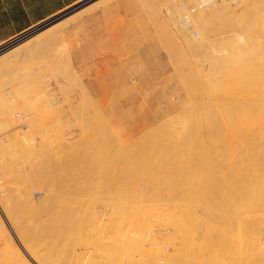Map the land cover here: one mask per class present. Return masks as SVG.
I'll return each instance as SVG.
<instances>
[{
	"label": "rangeland",
	"instance_id": "374dc122",
	"mask_svg": "<svg viewBox=\"0 0 264 264\" xmlns=\"http://www.w3.org/2000/svg\"><path fill=\"white\" fill-rule=\"evenodd\" d=\"M85 1L87 0H82L60 15L81 5ZM95 1L91 0L83 5L85 7ZM177 1L179 0H112L106 5L100 6L76 18L65 26L60 27L58 29V31L60 30L58 33H61L59 38H57L58 33L54 34V38L53 36L46 39L44 36L42 40L34 38V40L25 43V45H29V51L26 52V54H19L20 56H17V59L14 57L15 60L12 59L9 63H0V65L8 64L0 68V175L3 174L0 176V199L4 198L5 195L6 197L8 196L10 200L12 198L13 200L24 199V201L28 199L27 201L29 204L26 206L20 205L19 203L14 205L9 204L10 206H8L11 212L9 216L14 219L16 223L17 221L18 223H24L23 221L26 220L32 227L36 226L33 227L34 229H31V234L29 233V237L32 241L37 240L38 243V240H46L51 243L54 240L51 241L49 240L50 238L48 239L46 236L50 237L54 234V231H59V233L56 232L59 235H55L56 237L58 235L56 240L58 243H55V241L51 243V247L54 248V246L56 247L57 245L58 249L56 248L54 250L52 248L51 250V247L48 246L49 250H47L49 253L53 251L57 252L54 256H51V258L53 257L51 259L53 264H56V262L57 264H73L76 259H78V263L75 262L74 264H80V261L82 264H98L97 262H99V260H95L93 257V259L89 258L90 261L81 259L80 256L71 260L70 258L72 257L69 255L73 253V250L71 251L70 249L72 245H70L69 242L73 239V242H75L78 236H82L83 226L85 227L88 225L86 221L87 216L90 215V211H95L94 215H96V220L99 217V219H103L102 223L104 224L101 225L100 221V224L97 225L98 228L96 231L100 230V232L104 231L107 221L113 218L117 222L120 218L129 219V217L145 221L143 225L146 230L145 228L144 230L150 231L148 234L150 236L145 235L142 238L140 246H135V244L132 250L130 249V252L135 251L134 253H136L133 254L131 252L134 256V264H167L170 262L171 258L172 261L174 260L175 262H170L172 264H264V258L257 262V259L252 257L248 244L250 238L248 233L256 226L264 224L261 222L257 223L258 221L264 220V212H261V210L264 211V202L259 206V201L255 200L257 198L259 199L260 196L264 199V189L259 190L262 189L264 185L257 188L258 195H256L257 193L253 194L256 195L257 198L248 197V199L245 200H248V202H244L243 204L239 202L242 198H239L237 202H235V204H239L240 206L239 211L241 210L235 217H239L231 218L230 223H228L229 225L225 220L219 221L228 225L221 228V230L227 229L228 231L226 230L225 232L228 234L225 233L226 237H223L225 239H218L214 234L217 229L214 230L213 227L215 226L214 219L216 222H218V220L215 217L212 219L213 216H211V214L214 215L215 212L213 211L212 213L211 210L209 212L207 206H211L210 208L213 210V208L220 203L218 200L213 199L215 198L213 196V183H218L217 178L221 177L223 171H217L215 173L207 172L205 179L207 177L209 179L204 180V178H202L203 180L197 184L198 186L195 185L192 178L193 174H195L193 173L195 167L206 164V162V165L214 164L212 155H233L231 157H244V159L248 156L246 161V166L249 164L246 169L248 171H245V173L252 172L251 168L256 164V157L258 158L259 153L264 156V17L255 20L257 24L256 28L250 26L249 24L254 21V18L253 15L248 14L247 10V8L253 7L255 4L257 5L255 10H258V6L262 3V0H229L231 3L228 8L229 10L226 9L218 13L220 15L217 14L211 21V26L214 28V31L218 27L215 32L226 29L222 38L215 37V40H210L209 45L204 43L207 47L195 50L191 48L190 42L184 40V37L189 38V36H191L193 40L197 42L201 34L199 30L193 27L191 30H188V28L183 25L181 16L182 14L185 15L190 8L195 7L198 1L195 0L194 3L196 5H188L181 16L179 15L180 17L171 11L174 7L173 4H176ZM214 1L218 4L222 0H213L212 3H214ZM172 2L174 3L171 4ZM212 3L209 7L213 8L214 4ZM83 5L64 16L59 17L60 15H58L57 18L54 17L42 23L36 29L26 31V36L32 33H40L39 31H45V29L50 28L52 25L54 26V23L59 22L60 19L71 13L78 12V9H83ZM170 14H174L173 16L175 18ZM190 24L192 23L190 22ZM186 31L190 35L187 34ZM226 36L235 39L234 44L233 42H226V40H224ZM172 39H175V41ZM20 41L1 52L8 51L20 43ZM210 47H214L217 51L219 50V53L216 55H225L222 60H219L220 62L222 61L220 64L218 60L211 62L212 68H209V60L211 61L210 51L204 50H209ZM68 51L72 56L71 65L69 56L65 54ZM1 56L2 55H0V58H2ZM199 72H201L202 75ZM75 73L78 74L79 78ZM89 73L92 75H85ZM76 77L78 80L75 79ZM81 88L87 91L89 90L87 93L89 97L86 95L84 96L83 93L85 90ZM97 88L106 89L105 91L96 92L95 90H97ZM40 90L42 91L41 93ZM221 90H223L222 93ZM42 97L44 99H42ZM87 97L88 101L85 99ZM89 101L95 103L92 104V102H90V104H92L90 105L88 103ZM50 102L51 106L48 104ZM70 103L71 105L74 103L75 108H78L74 110L75 108L73 107L69 113L70 109L68 105H70ZM258 106L262 109L258 108ZM50 107L52 110H55V112H52ZM218 107L222 108L219 110ZM73 110L74 112H72ZM94 110L98 111L99 115H96ZM23 115L29 118L24 120L25 118ZM30 117L32 120H29L31 119ZM148 120L152 121V123L144 127V125L148 123ZM211 121L214 122L215 125L211 123ZM78 122L81 123V126H79L80 124ZM82 122L87 123L85 126H82ZM109 123H112L111 128L108 125ZM246 123H248V125L250 124L248 128L250 127L249 129L252 130L251 132L253 134L248 132V128H244L247 126ZM76 125L82 128L88 126L85 129L89 128V130L83 131L84 129L80 128V132L79 127ZM258 125L260 128H258ZM206 126L209 128H206ZM48 127L51 128V130ZM28 128H30V130H28ZM16 129H18V131ZM225 129H227V131ZM14 131L15 133H12ZM76 131L77 133H75ZM138 131L140 132L136 134ZM92 133L94 137L91 135ZM217 133L220 135H217ZM77 134L80 135L78 136ZM127 134H131L134 137V141L132 140V142L130 141L131 143L128 142L123 144L121 139L127 136ZM86 135L90 136L88 140L86 139L89 136ZM13 136L14 138H12ZM22 136H25L28 143H30V149H28L29 147L27 148L29 151L23 148L25 144L23 141L24 139L21 138ZM61 137H64V142L59 140ZM77 137L79 140L76 139ZM97 137L99 139H97ZM92 138L94 140H92ZM100 140H103L105 143ZM79 141L84 143L81 144ZM86 141L90 142L86 144ZM151 141H153V144ZM75 142H77L78 151H75L77 150V147L74 148L75 144H71ZM63 143L66 145L69 143V145L72 146L65 147ZM55 145H57V148L54 147ZM82 146L83 148H80ZM124 146L125 148H123ZM71 147L74 151L73 153L70 150ZM58 148L59 150H57ZM50 149H52V151ZM150 149L152 150L149 151ZM166 151H168V153ZM79 153L83 154V157L79 155ZM206 153L207 156H210L206 157ZM256 154L258 155L256 156ZM128 155H130V157H128ZM200 155L205 156L203 158L202 156L200 157ZM146 156L148 159H146ZM197 157H200V162H196L199 159ZM253 158H255V160ZM230 160L225 163H230L228 164L229 166L226 165L227 167L224 169L226 173H233L231 169L237 168L238 166L237 160H234L235 163L233 159ZM90 162L91 164H89ZM83 168L85 171L91 168V171H97L101 174V178L95 184H92L94 187L85 183V187L83 186V188L78 189L80 192L78 190L76 192H71L72 194L68 196L69 199L64 197L57 198L54 194L50 195L45 191L44 188L47 189L50 184L55 188L59 184L57 181L66 180V175L70 176L69 172L72 171V169L81 171ZM188 168L191 173L186 172ZM15 170L17 171L15 172ZM65 171L66 174L64 175L63 172ZM146 171H148V173ZM216 173L217 175H215ZM59 174H63V178L60 177ZM213 174L215 177L212 176ZM233 174L235 175V172ZM185 177H188L189 185L187 187L188 190L185 192L187 194L183 191ZM158 184L160 186H158ZM113 190L115 191L113 192ZM168 190L170 193L167 192ZM115 193L118 197L114 195L115 198H113V194ZM120 193H122V195H120ZM16 194L18 196H16ZM44 194L47 195L43 197ZM205 194H207V196ZM208 194H211V196H208ZM109 195H111V198ZM246 196H248V194H246L245 197ZM249 199L258 202L255 204V201H249ZM207 201L209 202L207 203ZM225 201L226 200L222 203H225ZM242 201H244V197ZM31 202L34 203L31 204ZM249 202H254L253 204L257 206L247 205ZM77 205L79 206L76 207ZM72 206L74 208H72ZM242 206H245V209ZM253 206L255 209L257 208L256 210H258V207L260 208L259 211H257L258 214L255 213L254 210H251ZM182 210H185L186 213L187 210L189 212L185 216L188 218L190 217V220L188 219V227L191 229L194 228V225L191 224L194 217L205 222L204 225H206L208 221L211 224L208 225V229V226L205 229L203 224L201 226L198 224L199 227H196L198 231L197 235H193L194 238H192V235H190L191 238L187 236L188 242L184 244H182L180 230H174L172 224L173 220H180V217L182 218V215L184 216L185 213H183ZM173 212L175 214H173ZM145 213L147 215H145ZM27 218H29V220ZM107 218L110 220H107ZM0 220L4 228L6 227V232L8 231V237L10 235L11 238L9 240L11 242L5 240L7 236H4V233L0 230V237H3L2 240L5 243L0 241V264H10L8 263L11 262V259L8 261L10 251L15 256H10V258H15H13L14 260L12 259L11 264H21L24 262L23 260L27 259L29 264H38L39 262L37 263L34 261L29 250L23 247L25 246V243H22L24 240H19L21 238L17 235L13 222L9 221V217L5 216L1 208ZM67 220L73 222H68ZM114 220L111 221L114 222ZM253 220L254 222H252ZM121 221L122 220H120V224L123 223L121 226L123 228L126 222ZM85 223L87 225H85ZM114 225L116 228L119 227L116 222ZM48 226H53L55 228L56 226L59 227H57L56 230ZM160 228L161 230H159ZM117 229L121 231V229ZM249 229H251V231ZM105 230L108 231L107 228ZM261 230L263 231L264 228H261ZM50 231L52 232L51 235L49 233ZM106 231H104V233ZM80 232H82L81 235ZM100 232L99 234L102 236L103 233ZM250 234L251 233H249V235ZM259 234H261V238L259 237V239L263 241L264 231ZM60 235L63 237H60ZM237 237L239 238L237 239ZM102 240L104 243L100 240L98 244H101L100 246L103 247L106 244L105 241H107L106 236L105 239L102 238ZM43 241H40L38 244H44ZM73 242L71 244H73ZM2 246L4 247V251L2 250ZM14 246H16V248ZM73 246H78V244L74 243ZM261 246L263 249L264 242H262ZM41 248L42 247L38 245V254L39 256H44L42 251L44 247L42 250ZM160 249L163 251L160 252ZM77 250L76 247V252L78 253L79 251ZM53 253H51V255ZM20 254H22V256ZM56 258L57 260H55ZM180 258L184 259V261L181 262L182 260L180 261ZM70 260L73 262L70 263ZM92 260L95 261L93 262ZM117 260L119 261L120 259ZM101 261L105 264L112 263V259L109 258L108 260L104 258ZM116 261L113 263H127L126 261Z\"/></svg>",
	"mask_w": 264,
	"mask_h": 264
},
{
	"label": "bare ground",
	"instance_id": "6f19581e",
	"mask_svg": "<svg viewBox=\"0 0 264 264\" xmlns=\"http://www.w3.org/2000/svg\"><path fill=\"white\" fill-rule=\"evenodd\" d=\"M95 1V0H94ZM109 0H97V1H95V2H93L92 4H89L88 6H85L84 7V5H83V9L81 8V10H79L78 9V12H76V13H71L69 16H67V18H65V19H63V20H61V21H59V22H56V23H54V26L52 25V28L50 29H45V31H39L40 33H32V34H29L26 38H24V41L23 40H21L22 42H24V43H20L21 45L20 46H16V47H12V48H14V49H10L11 51H6V52H4L5 53V55H2L1 57L2 58H0V63H9L12 59H14L15 60V58L17 57V56H20L19 54H26V52H28L29 51V45H25V43L26 42H28V41H31V40H34V38H37V39H41L42 40V38L45 36V39L46 38H48V37H50V36H53V38L55 37L54 36V34H56V33H58L59 31H58V29L60 28V27H62V26H65L66 24H68V23H70V22H72L73 20H75L76 18H78V17H80L82 14H86L87 12H89V11H93L94 9H96V8H98V7H100V6H103V5H105L107 2H108ZM176 1V0H175ZM198 1V4L196 5L194 2H195V0H179V1H177V3L176 4H173L174 2H172L171 4H173V10L171 9V11L174 13V14H176V15H178V17H180L181 16V14H182V12L187 8V6L188 5H190V4H195L196 6L194 7L195 8V10H194V12H193V14H189V16H191V18L189 19V27H188V30L190 29H192V27L193 28H196L197 30H199V32H200V34H201V36H200V38H199V40L196 42V40H193V37H191V36H189V38L188 37H184V40H186V41H188V42H190V45H191V48H193L194 50L195 49H202V48H205V47H207L204 43H207L208 45H209V43H210V40H212V39H214L215 40V37L217 38H222V36H223V34H224V32H225V30L226 29H221L222 31H219L218 30V32H215V31H217V29H218V27H217V29L214 31V28L211 26V21H212V19L218 14V13H220V12H223V11H225L226 9L227 10H229L228 8L230 7V1L229 0H222L220 3H215V1H214V3H212L213 2V0H197ZM223 1H229V2H223ZM212 4H214V6H213V8L212 7H209L210 6V4L211 3ZM209 3V4H208ZM244 3V2H243ZM170 4V5H171ZM199 4H201V5H199ZM216 5V6H215ZM256 4L255 5H253V7H250V8H247V10H248V14H251V15H253V18H254V21L253 22H251V24H249L250 26H253V27H257V24H256V21L255 20H257L258 18H260V17H264V0H262V3L261 4H259V6H258V10H255L256 9ZM210 8V9H209ZM244 9V8H243ZM245 10V9H244ZM170 11V12H171ZM171 12V13H172ZM188 12H190L189 10H188ZM188 12H186V14L188 13ZM227 13H230V12H227ZM240 13V12H239ZM173 14V15H174ZM185 14V15H186ZM170 15H172V14H170ZM172 15V16H173ZM180 15V16H179ZM218 15H220V14H218ZM174 17V16H173ZM57 18V17H56ZM175 18V17H174ZM181 20H183V18H184V14H182V16H181ZM224 19H226V18H224ZM172 21H174L173 19H171ZM219 20V19H218ZM176 21V20H175ZM262 21V20H261ZM264 21V20H263ZM190 22L192 23V24H190ZM221 22H223V21H221ZM228 22V21H227ZM216 23H218V22H216ZM171 24H173V23H171ZM219 24V23H218ZM175 25V24H174ZM191 25V26H190ZM228 25V24H227ZM224 26V25H223ZM250 26H248V27H250ZM220 27H221V25H220ZM41 28V27H40ZM166 29V28H165ZM172 30V29H171ZM173 31V30H172ZM176 32V31H175ZM186 33H187V31H186ZM41 34V35H40ZM43 34V35H42ZM61 33H58V37L57 38H59V35H60ZM187 34H189V33H187ZM166 35V34H165ZM178 35V34H177ZM190 35V34H189ZM258 35V34H257ZM39 36V37H38ZM40 36H42V37H40ZM172 36V35H171ZM62 37V36H61ZM259 37V36H258ZM176 38V37H175ZM240 38V37H239ZM51 39V38H50ZM172 40H174L175 41V39H172ZM182 41H184L183 39H181ZM224 40H226V42H229V43H231V42H233V44H234V41H235V39H233L232 37H229V36H226L225 38H224ZM185 42V41H184ZM187 42V43H188ZM215 42V41H214ZM258 42V41H257ZM216 43V42H215ZM255 43V42H254ZM19 44V43H18ZM17 44V45H18ZM30 44V43H29ZM31 45H32V43H31ZM30 45V46H31ZM187 45V44H186ZM245 45V44H244ZM256 45V44H255ZM176 46V45H175ZM188 46V45H187ZM215 47V46H214ZM214 47H210L209 48V50L208 49H204V50H207V51H210V59H211V61L209 60V68H212L211 67V62H215V61H219V60H222V58H224L225 57V55L224 56H221V55H216V54H218L219 52V50L217 51V50H215L214 49ZM235 47H238V46H235ZM243 47V46H242ZM188 49V48H187ZM182 50V49H181ZM66 51V50H65ZM227 53V52H226ZM230 53V52H229ZM66 55H68V52L67 53H65ZM183 54V53H182ZM185 54V53H184ZM221 54V53H220ZM177 55V54H176ZM186 55V54H185ZM15 57V58H14ZM17 59V58H16ZM68 59V58H67ZM182 59V58H181ZM229 59V58H228ZM178 60V59H177ZM226 60V59H225ZM178 62V61H177ZM222 62V61H221ZM220 61H219V64L221 63ZM223 62H225V61H223ZM63 63V62H62ZM214 64V63H213ZM216 64H218V63H216ZM6 65H8V64H6ZM6 65H3V64H1L0 65V68H1V66L2 67H4V66H6ZM11 66V65H10ZM178 67H180V66H178ZM59 68V67H58ZM69 69H71V68H69ZM197 69H199V68H197ZM212 70V69H211ZM201 71V70H200ZM210 71V70H209ZM223 71V70H222ZM203 72H205V71H203ZM257 72H258V69H257ZM199 73H201V72H199ZM222 73V72H221ZM254 73V72H253ZM73 74V73H72ZM214 74H216V73H214ZM201 75H202V73H201ZM204 75V74H203ZM204 76H206V75H204ZM214 76V75H213ZM186 77H189V76H186ZM211 77V76H210ZM74 78V77H73ZM203 78V77H202ZM76 80H78V78L76 77L75 78ZM191 86V85H190ZM83 87V86H82ZM82 89V88H81ZM82 90H85V89H82ZM222 91L223 90H221V93H222ZM259 91V90H258ZM42 91L40 90V93H41ZM29 93V92H28ZM86 91L83 93L84 94V96L86 95V96H88L89 97V95L86 93ZM187 93H190V92H187ZM220 93V92H219ZM48 94V93H47ZM51 94V93H50ZM253 94H255V93H253ZM252 94V95H253ZM264 94V93H263ZM31 95V94H30ZM79 95V94H78ZM189 95V94H188ZM195 95V94H194ZM251 95V94H250ZM40 96H43V95H40ZM81 96V95H80ZM217 96V95H216ZM224 96H225V94H224ZM260 96V95H259ZM43 97H45V96H43ZM42 97V99H44ZM88 97L87 98H85L87 101H88ZM192 97H194V96H192ZM191 97V98H192ZM222 97H223V95H222ZM38 98V97H37ZM41 98V97H40ZM46 98V97H45ZM195 98V97H194ZM262 98V97H261ZM42 99H39V100H42ZM55 99V98H54ZM253 99H255V98H253ZM35 100H37V99H35ZM39 100H38V102H39ZM46 100V99H45ZM56 100V99H55ZM67 100V99H66ZM262 100V99H261ZM49 101V100H48ZM52 101H54V100H52ZM193 101V100H192ZM34 102V101H33ZM37 102V103H38ZM58 102V101H57ZM67 102V101H66ZM90 102H92V101H89L88 103L90 104ZM194 102V101H193ZM208 102V101H207ZM228 102V101H227ZM54 103V102H53ZM68 103V102H67ZM205 103V102H204ZM217 103V102H216ZM48 104H50L49 106H51V102L50 103H48ZM69 104V103H68ZM93 104V103H92ZM92 104H90V105H92ZM213 104V103H212ZM211 104V105H212ZM262 104V103H261ZM63 105V104H62ZM75 104L74 103H72V105H71V103H70V105H68L69 106V109H70V111H69V113L71 112V110H72V108L74 107L75 108V106H74ZM78 105H79V103H78ZM68 106H66V107H68ZM71 106V107H70ZM86 106V105H85ZM215 106V105H214ZM259 106H260V104H259ZM258 106V108H261V107H259ZM251 107V106H250ZM49 108V107H48ZM78 108V107H77ZM77 108H75L74 110H76ZM219 108V110H220V108H222V107H218ZM50 109H51V107H50ZM49 109V110H50ZM212 109V108H211ZM262 109V108H261ZM43 110H45V109H43ZM67 110V109H66ZM66 110H63V111H66ZM74 110L72 111V112H74ZM207 110V109H206ZM51 111L53 112H55V110H52L51 109ZM63 111H61V112H63ZM79 111V110H78ZM249 111V110H248ZM257 111V110H256ZM92 112V111H91ZM97 112V113H96ZM206 112H208V111H206ZM221 112H223V111H221ZM68 113V114H69ZM79 113V112H78ZM94 113L96 114V115H99L98 113V111H95L94 110ZM248 113V112H247ZM260 113V112H259ZM51 114V113H50ZM199 114V113H198ZM251 114V113H250ZM264 114V113H263ZM66 115V114H65ZM72 115V114H71ZM75 115V114H74ZM91 115V114H90ZM188 115V114H187ZM204 115V114H203ZM208 115V114H207ZM229 115V114H228ZM232 115V114H231ZM253 115H255V114H253ZM49 116V115H48ZM62 116V115H61ZM60 116V117H61ZM176 116V115H175ZM190 116V115H189ZM198 116V115H197ZM23 117L25 118L24 120H27L28 118H26L27 116H25V115H23ZM47 117V116H46ZM45 117V118H46ZM64 117V116H63ZM179 117V116H178ZM31 118V117H30ZM78 118V117H77ZM81 118V117H80ZM88 118V117H87ZM93 118V117H92ZM91 118V119H92ZM97 118H98V116H97ZM213 118V117H212ZM57 119V118H56ZM63 119V118H62ZM100 119V118H99ZM29 120H32V118L31 119H29ZM59 120V119H58ZM85 120V119H84ZM256 120H258V119H256ZM255 120V121H256ZM227 121H229V120H227ZM240 121V120H239ZM13 122V121H12ZM88 122V121H87ZM86 122V123H87ZM102 122V121H101ZM221 122H223V121H221ZM220 122V123H221ZM247 122V121H246ZM5 123V122H4ZM79 123V122H78ZM83 123V122H82ZM86 123H83L82 124V126L84 125L85 126V124ZM93 123V122H92ZM96 123H98V122H96ZM168 123V122H167ZM197 123V122H196ZM211 123H213L214 125H215V123L214 122H212L211 121ZM227 123V122H226ZM256 123H258V122H256ZM262 123V122H261ZM13 124H14V122H13ZM12 124V125H13ZM29 124V123H28ZM33 124V123H32ZM53 124H55V123H53ZM80 125L79 126H81V123H79ZM171 124V123H170ZM206 124H208V123H206ZM11 125V126H12ZM30 125V124H29ZM46 125H47V123H46ZM179 125V124H178ZM209 125V124H208ZM228 125V124H227ZM243 125H244V123H243ZM242 125V126H243ZM246 127H244V128H248V126L250 125H248V123H246ZM263 125V124H262ZM4 126H6V125H4ZM31 126V125H30ZM30 126H27V127H30ZM48 126V125H47ZM46 126V127H47ZM52 126V125H51ZM76 126H78V125H76ZM78 126V127H79ZM174 126H176V125H174ZM210 126H212V125H210ZM226 126V125H225ZM259 126V125H258ZM7 127V126H6ZM15 127V126H14ZM53 127V126H52ZM88 126H86V127H79V130H80V128H82V129H84L83 131H87V130H89V128L88 129H85V128H87ZM183 127H185V126H183ZM182 127V128H183ZM200 127V126H199ZM213 127H215V126H213ZM224 127V126H223ZM36 128H38V127H36ZM45 128V127H44ZM49 128V127H48ZM47 128V129H48ZM163 128H165V127H163ZM169 128V127H168ZM206 128H209L208 126H206ZM205 128V129H206ZM250 128V127H249ZM248 128V132H251L252 130H250ZM258 128H260V126L258 127ZM257 128V129H258ZM46 129V131L48 132V130ZM50 130H51V128H49ZM91 129V128H90ZM183 129H185V128H183ZM215 129V128H214ZM13 130H15V129H13ZM17 131H18V129H16ZM28 130H30V128H28ZM181 130V129H180ZM226 131H227V129H225ZM244 130V129H243ZM255 130V129H254ZM16 131V132H17ZM162 131V130H161ZM160 131V132H161ZM173 131V130H172ZM191 131V130H190ZM214 131V130H213ZM216 131H218V130H216ZM221 131V130H220ZM257 131V130H256ZM255 131V132H256ZM259 131V130H258ZM79 132V131H78ZM80 132H81V130H80ZM79 132V133H80ZM163 132V131H162ZM170 132H171V130H170ZM176 132V131H175ZM183 132V131H182ZM245 132H246V130H245ZM12 133H15V131L14 132H12ZM46 133V132H45ZM63 133V132H62ZM61 133V134H62ZM75 133H77V131L75 132ZM85 133V132H84ZM95 133V132H94ZM165 133V132H164ZM180 133V132H179ZM191 133H193V132H191ZM228 133V132H227ZM252 133V132H251ZM250 133V134H251ZM110 134H111V132H110ZM163 134V133H162ZM219 133H217V135H218ZM246 134V133H245ZM253 134V133H252ZM10 135V134H9ZM14 135V134H13ZM46 135V134H45ZM48 135V134H47ZM78 136L80 135V134H77ZM85 135V134H84ZM93 137H94V135H93V133L91 134ZM220 135V134H219ZM222 135H224V134H222ZM260 135H262V134H260ZM35 136V135H34ZM57 136V135H56ZM75 136H76V134H75ZM83 136V135H82ZM82 136H80V137H82ZM86 136H89V135H86ZM181 136V135H180ZM194 136V135H193ZM259 136V135H258ZM8 137V136H7ZM10 137V136H9ZM16 137V136H15ZM43 137V136H42ZM49 137V136H48ZM66 137H68V136H66ZM84 137V136H83ZM110 137H112V136H110ZM192 137V136H191ZM201 137V136H200ZM224 137V136H223ZM223 137H221V138H223ZM229 137H230V135H229ZM246 137V136H245ZM12 138H14V136L12 137ZM22 139H24L23 141H24V146H23V148H25L27 151H29L28 149H30V143H28V141L26 140V138H25V136L23 137H21ZM44 138V137H43ZM56 138V137H55ZM64 138V137H63ZM63 138L61 137V139H59V140H62V142H64L63 141ZM75 138V137H74ZM90 138V136L86 139V140H88ZM96 138V137H95ZM173 138H175V137H173ZM172 138V139H173ZM246 138H249V137H246ZM45 139V138H44ZM49 139V138H48ZM66 139V138H65ZM77 140H79L78 139V137L76 138ZM97 139H99L98 137H97ZM102 139V138H101ZM109 139V138H108ZM177 139H178V137H177ZM256 139V138H255ZM43 140V139H42ZM59 140H58V142H59ZM67 140V139H66ZM81 140V139H80ZM92 140H94L93 138H92ZM193 140V139H192ZM192 140H191V143H192ZM261 140H262V138H261ZM44 141V140H43ZM75 141V140H74ZM83 141V140H82ZM100 141H102L103 143H105L103 140H100ZM113 141V140H112ZM134 141V140H133ZM245 141V140H244ZM49 142V141H48ZM51 142V141H50ZM54 142V141H53ZM66 142V141H65ZM69 142V141H68ZM80 142V141H79ZM87 143L86 144H88L89 142L88 141H86ZM92 142H95V141H92ZM132 142V141H131ZM130 142V143H131ZM147 142V141H146ZM152 142V144H153V141H151ZM181 142V141H180ZM187 142V141H186ZM199 142V141H198ZM213 142V141H212ZM256 142H259V141H256ZM36 143V142H35ZM39 143V142H38ZM44 143H46V142H44ZM81 144H83L82 142H80ZM129 143V144H130ZM148 143V142H147ZM214 143V142H213ZM250 143V142H249ZM253 143H255V142H253ZM54 144V143H53ZM52 144V145H53ZM71 144H75L74 145V148H76L77 147V142H75V143H71ZM94 144V143H93ZM100 144V143H99ZM118 144V143H117ZM199 144V143H198ZM33 145H34V143H33ZM32 145V146H33ZM35 145H37V144H35ZM61 145V144H60ZM63 145H65V147H67V146H72V145H69V143H67V145L66 144H64L63 143ZM62 145V146H63ZM100 145H103V146H105L104 144H100ZM150 145V144H149ZM168 145V144H167ZM166 145V146H167ZM78 146H81V145H78ZM92 146V145H91ZM94 146V145H93ZM96 146V145H95ZM102 146V147H103ZM116 146H118V145H116ZM190 146V145H189ZM29 147V148H28ZM42 147V146H41ZM54 147H56L57 148V145H55ZM99 147H101V146H99ZM126 147H127V145H126ZM181 147V146H180ZM249 147V146H248ZM259 147V146H258ZM28 148V149H27ZM31 148H33V147H31ZM49 148H51V147H49ZM70 148V147H69ZM80 148H83V146L82 147H80ZM88 148V147H87ZM86 148V149H87ZM116 148H118V147H116ZM122 148V147H121ZM123 148H125V146L123 147ZM128 148H130V147H128ZM132 148V147H131ZM166 148H168V147H166ZM22 149V148H21ZM61 149H64V148H61ZM77 150H75V151H78V147L76 148ZM88 149H90V148H88ZM87 149V150H88ZM96 149H98V148H96ZM133 149V148H132ZM160 149V148H159ZM187 149V148H186ZM222 149V148H221ZM25 150V151H26ZM36 150V149H35ZM34 150V151H35ZM51 151H52V149H50ZM56 150V149H55ZM57 150H59V148L57 149ZM56 150V151H57ZM67 150H69V149H67ZM71 151H72V153L74 152L73 150H72V147H71V149H70ZM84 150V149H83ZM83 150H81V151H83ZM99 150V149H98ZM127 150V149H126ZM152 149H150L149 151H151ZM161 150V149H160ZM166 150V149H165ZM215 150V149H214ZM238 150V149H237ZM247 150V149H246ZM39 151V150H38ZM53 151H54V149H53ZM55 151V152H56ZM97 151V150H96ZM127 151H130V150H127ZM144 151V150H143ZM216 151V150H215ZM227 151V150H226ZM49 152V151H48ZM47 152V153H48ZM59 152H62V151H59ZM69 152V151H68ZM84 152V151H83ZM85 152H87V151H85ZM97 152H99V151H97ZM116 152V151H115ZM167 153H168V151H166ZM212 152H214V151H212ZM217 152V151H216ZM234 152V151H233ZM243 152V151H242ZM53 153V152H52ZM71 153V154H72ZM82 153V152H81ZM96 153V152H95ZM106 153V152H105ZM128 153V152H127ZM157 153V152H156ZM231 153V152H230ZM26 154V153H25ZM76 154V153H75ZM88 154V153H87ZM104 154V153H103ZM110 154V153H109ZM119 154V153H118ZM246 154H249V153H246ZM264 154V153H263ZM8 155H10V154H8ZM51 155V154H50ZM53 155H55V154H53ZM78 155V154H77ZM79 155H82V157H83V154H80L79 153ZM78 155V156H79ZM146 155H148V154H146ZM159 155V154H158ZM178 155H180V154H178ZM212 155V154H211ZM258 154H256V156H257ZM15 156V155H14ZM67 156V155H66ZM65 156V157H66ZM77 156V157H78ZM89 156H91V155H89ZM88 156V157H89ZM144 156V155H143ZM163 156V155H162ZM181 156V155H180ZM203 157L204 158V156L205 155H200V157ZM208 156H210V155H208ZM207 156V153H206V157H208ZM231 156H233V155H230V156H223V155H218V156H213L212 155V158H213V161H214V164L212 163V164H208V165H206L207 164V162H206V164H201V163H198V164H201L200 166H198V167H195L194 168V171H193V173H195V174H193V176H192V178H193V182H195V185H197L199 182H201L203 179L202 178H204V180H208L209 178L207 177L206 179H205V177L207 176V172L209 173V172H211V173H215V172H222L223 171V173H222V175H221V177H216L217 178V182L218 183H213L214 184V193H213V196L215 197V198H213V199H216V200H218L220 203H219V205L218 206H215L214 208H213V210H212V208H210V207H208L207 206V208L209 209V212H210V210L212 211V213H213V211L215 212V214L214 215H212L211 214V216H213L212 217V219L215 217L217 220H218V222H216V220L214 219V221H215V226H213L214 227V230L215 229H217L216 231H215V233H214V231H213V233L215 234V237L217 236L218 237V239H225V238H223L224 236L226 237V234H228L227 232H225L226 230H221V228H224V227H226V226H228L229 224L228 223H230V219L231 218H234L235 216H236V214L237 213H240L241 212V210L239 211V209H240V206H239V204H235V202H237V200L239 199V198H242V200H243V197H244V201H240L239 200V202H242V204L245 202H248V200L247 201H245L246 199H248V197L250 198H257V196L256 195H258V191H257V188L259 187H261V186H263L264 185V156L263 155H260V153H259V155H258V158L256 157V164L254 165V167L253 168H251V170H252V172H246L245 173V171H248V170H246L247 169V166L249 165H247L246 166V161H247V157H246V159H244V157H237V156H234V157H231ZM242 156V155H241ZM250 156H252V155H250ZM255 156V155H254ZM91 157H93V156H91ZM128 157H130V155H128ZM200 157H197V158H199L196 162H200L199 160H200ZM253 157V156H252ZM74 158V157H73ZM72 158V159H73ZM190 158V157H189ZM211 158V159H212ZM76 159V158H75ZM79 159H81V158H79ZM83 159V158H82ZM126 159H127V157H126ZM146 159H148V157L146 156ZM146 159H145V161H146ZM207 159V158H206ZM210 159V160H211ZM232 160L233 159V161L234 160H237V162H238V166H237V168H234V169H231L232 171H233V173L235 172V175L232 173V172H229V173H226V172H224V169H225V167H227L226 165H228V164H230V163H227V164H225L226 162H228L229 160ZM254 160H255V158H253ZM51 160H53V159H51ZM69 160H70V158H69ZM89 160H90V158H89ZM181 160H183V159H181ZM230 160V161H231ZM250 160H252V159H250ZM45 161V160H44ZM82 161V160H81ZM104 161V160H103ZM109 161H112V160H109ZM178 161V160H177ZM194 161V162H195ZM206 161V160H205ZM208 161V160H207ZM59 162V161H58ZM57 162V163H58ZM85 162H87V161H85ZM133 162H134V160H133ZM183 162V161H182ZM212 162V161H211ZM251 162H253V161H251ZM93 163V162H92ZM208 163H210V162H208ZM234 163H235V161H234ZM249 163V162H248ZM8 164H10V163H8ZM89 164H91V162L89 163ZM63 165V164H62ZM75 165H77V164H75ZM94 165V164H93ZM134 165V164H133ZM192 165H194V164H192ZM205 165V166H204ZM210 165V166H209ZM11 166V165H10ZM116 166H119V165H116ZM185 166V165H184ZM201 166H203V167H201ZM229 166V165H228ZM17 167V166H16ZM71 167H73V166H71ZM70 167V168H71ZM78 167H80V166H78ZM192 167H194V166H192ZM232 167V166H231ZM54 168H56V167H54ZM74 168V167H73ZM137 168V167H136ZM17 169V168H16ZM23 169V168H22ZM24 169H27V168H24ZM113 169H114V167H113ZM154 169V168H153ZM171 169V168H170ZM4 170V169H3ZM20 170V169H19ZM64 170V169H63ZM103 170V169H102ZM106 170V169H105ZM147 170V169H146ZM17 170H15V172H16ZM45 171V170H44ZM148 171H150V170H148ZM148 171H146L147 173H148ZM227 171V170H226ZM229 171V170H228ZM28 172V171H27ZM137 172V171H136ZM186 172H190L189 171V168H188V171H186ZM25 173V172H24ZM64 173V175L66 174V171L65 172H63ZM70 173V176L68 175H66V177H67V179L66 180H64V181H57L59 184H58V186H56L55 188H53L52 186H51V184H50V186H48L47 187V189L46 188H44L45 189V191H47L50 195H52V194H54L57 198H61V197H64V198H68V196L70 195V194H72L71 192H76L78 189H80V188H83V186L85 187L86 185H85V183H87L88 185H92V184H95L100 178H101V174H99L97 171H91V168H89L88 169V171L86 170H84V168L80 171V170H78V169H72V171H70L69 172ZM191 173V172H190ZM20 174V173H19ZM68 174V173H67ZM180 174H182V173H180ZM186 174V173H185ZM187 174H189V173H187ZM221 174V173H220ZM1 175H3V174H1ZM0 175V176H1ZM12 175H14V174H12ZM18 175V174H17ZM23 175V174H22ZM60 175V177H62V176H64L63 174L61 175V174H59ZM133 175H134V173H133ZM137 175V174H136ZM174 175H176V174H174ZM215 175H217V173L215 174ZM4 176H5V174H4ZM148 176H149V174H148ZM180 176H182V175H180ZM183 176H185V175H183ZM188 176V175H187ZM212 176H214V174L212 175ZM212 176H210V177H212ZM134 177V176H133ZM157 177V176H156ZM215 177V176H214ZM11 178V177H10ZM16 178V177H15ZM63 178V177H62ZM155 178V177H154ZM166 178V177H165ZM169 178V177H168ZM213 178V177H212ZM211 178V179H212ZM36 179V178H35ZM61 179V178H60ZM158 179V178H157ZM167 179V178H166ZM114 180V179H113ZM154 180V179H153ZM47 181V180H46ZM117 181V180H116ZM115 181V182H116ZM160 181V180H159ZM210 181V180H209ZM215 181V180H214ZM213 181V182H214ZM134 182V181H133ZM205 182V181H204ZM208 182V181H207ZM182 183V182H181ZM135 184V183H134ZM212 184V185H213ZM8 185H10V184H8ZM172 185V184H171ZM194 185V184H193ZM205 185V184H204ZM1 186V185H0ZM93 186V185H92ZM158 186H160L159 184H158ZM189 185H188V177H185V179H184V182H183V191H184V193L188 190V187ZM198 186V185H197ZM199 186H200V184H199ZM94 187V186H93ZM92 187V188H93ZM212 187V186H211ZM210 187V188H211ZM91 188V189H92ZM134 188V187H133ZM159 188V187H158ZM197 188V187H196ZM85 189V188H84ZM147 189V188H146ZM198 189V188H197ZM201 189V188H200ZM264 189V186H263V188L262 189H259V190H263ZM25 190V189H24ZM196 190V189H195ZM203 190V189H202ZM208 190V189H207ZM79 191V190H78ZM115 190H113V192H114ZM159 191V190H158ZM209 191V190H208ZM255 191H257V192H255ZM264 191V190H263ZM80 192V191H79ZM167 192H169V190L167 191ZM195 192V191H194ZM203 192V191H202ZM210 192V191H209ZM4 193H6V192H4ZM86 193V192H85ZM170 193V192H169ZM191 193H193V192H191ZM200 193V192H199ZM254 193H257L256 195H253ZM261 193V192H260ZM109 194H112V193H109ZM185 194H187V193H185ZM246 194H248V196H246L245 197V195ZM4 195V194H3ZM45 195H47V194H44L43 195V197L45 196ZM102 195V194H101ZM114 195H116V193L115 194H113V198H115L114 197ZM120 195H122V193H120ZM184 195V194H183ZM195 195V194H194ZM206 196H207V194H205ZM262 195V194H261ZM16 196H18L17 194H16ZM111 195H109V197H110ZM208 196H211V194L209 195L208 194ZM29 197V196H28ZM116 197H118L117 195H116ZM185 197V196H184ZM191 197V196H190ZM189 197V198H190ZM193 197V196H192ZM26 198V197H25ZM30 198V197H29ZM77 198V197H76ZM87 198V197H86ZM106 198V197H105ZM111 198V197H110ZM165 198V197H164ZM211 198V197H210ZM209 198V199H210ZM2 199H5V200H2ZM56 199V198H55ZM54 199V200H55ZM69 199V198H68ZM127 199H129V198H127ZM156 199V198H155ZM192 199V198H191ZM198 199H200V198H198ZM229 199V200H228ZM28 200V199H27ZM26 200V201H27ZM81 200V199H80ZM114 200V199H113ZM121 200V199H120ZM122 200H123V198H122ZM184 200H186V199H184ZM192 200H194V199H192ZM196 200V199H195ZM207 200V199H206ZM224 200H226L225 201V203H222ZM253 199H249V201H252ZM255 200H258L259 201V203L258 204H260L259 206H261V203H263L264 202V199H262L261 198V196H260V198L258 199H255ZM255 200H253V201H255ZM26 201H24V199L23 200H18V199H14L13 200V198L10 200V198L7 196L6 197V195L4 196V198H1L0 199V208H1V210L2 211H4V213H5V216H7V217H9V221H11V222H13V224H14V226H15V229H16V233H17V235L19 236V238H21V239H19V240H24L22 243H25L24 245L25 246H23V247H26V249H28L29 250V252L31 253V255H32V258H34V261L35 262H39L38 264H53V261L51 260L52 258H51V256H54L57 252H47V250H49L48 249V246H52V244L51 243H53L54 241H55V243H58L56 240H57V237H58V233H59V231L56 229L57 227H59V226H56V228L55 227H53V226H48V227H51V228H53V229H56L57 231H54L53 233V235H51L52 234V232L50 231L49 233H50V237H48V236H46V238H50L49 240H54V241H52L51 243L49 242V241H43V240H38V243L40 242V241H43L44 242V244H43V246H42V244H38L37 243V240H35V241H32L31 239H30V235H29V233L31 232V229H34L33 227H36V226H33L32 227V225L30 224V223H28V222H26V220L25 221H23L24 223H18V221H17V223H16V221H14V219H12L9 215V213H11L10 212V209H9V204H11V205H14V204H20V205H23V206H26L27 204H29V202L27 203ZM78 201V200H77ZM94 201V200H93ZM108 201V200H107ZM107 201H105V202H107ZM218 201H216V202H218ZM258 201H255V204L258 202ZM125 202V201H124ZM195 202V201H194ZM209 201H207V203H208ZM211 202V201H210ZM34 202H31V204H33ZM43 203V202H42ZM55 203H56V201H55ZM69 203V202H68ZM71 203V202H70ZM115 203V202H114ZM188 203V202H187ZM252 203V204H251ZM254 202H249V204H247V205H254L253 204ZM9 205V206H8ZM42 205V204H41ZM93 205V204H92ZM126 205V204H125ZM147 205V204H146ZM179 205V204H178ZM185 205V204H184ZM197 205V204H196ZM211 205H213V204H211ZM216 205V204H215ZM33 206V205H32ZM74 206V205H73ZM72 206V208H74ZM79 205H77L76 207H78ZM122 206V205H121ZM176 206V205H175ZM198 206H199V204H198ZM214 206V205H213ZM212 206V207H213ZM254 206H257V205H254ZM254 206L252 207V208H254ZM263 206V205H262ZM93 207H94V205H93ZM101 207V206H100ZM243 208L245 207V206H242ZM72 208H70V209H72ZM97 208V207H96ZM115 208V207H114ZM251 208V210L253 211L254 210V212L255 213H257L258 214V212L257 211H259V207H258V210H256L255 208L254 209H252ZM264 208V207H263ZM21 209V208H20ZM43 209V208H42ZM98 209V208H97ZM143 209V208H142ZM245 209V208H244ZM262 209V208H261ZM12 210V209H11ZM45 210V209H44ZM111 210V209H110ZM256 210V211H255ZM33 211V210H32ZM35 211V210H34ZM52 211V210H51ZM63 211H65V210H63ZM67 211V210H66ZM99 211V210H98ZM183 211V210H182ZM237 211V212H236ZM53 212V211H52ZM57 212V211H56ZM112 212V211H111ZM179 212V211H178ZM208 212V213H209ZM236 212V213H235ZM261 212H264V211H262L261 210ZM94 213H95V211H90V215L89 216H87V221H86V223L88 224H86L85 223V225H87V226H83V234H82V232H80V235L82 234V236H78V238H76L75 239V242H73L74 241V239L71 241L70 240V245H72V246H70L69 248L71 249V251L73 250V253L72 254H69L70 255V257H72V258H70L71 260H73V258L74 259H76V258H78V256H80L81 257V259H86V260H89L90 261V259L89 258H94L95 260L96 259H98L99 260V262H97L98 264L99 263H103V261H101L102 259H104V258H107V260H108V258L109 259H112V263L111 262H109V263H111V264H114L113 262L114 261H116L117 259H120L119 261L120 262H123V261H126L127 263L126 264H134L133 263V258H134V256H133V254H136V253H134L135 251H131L130 252V249L132 250V248H133V246L135 245V246H140V244L142 243V238L145 236V235H148L149 233H150V231H145L146 230V228L144 227V225L143 224H145L144 222V220H142V219H134V218H130L129 217V219H125V218H123V219H121L120 218V220H122L121 222H126L125 224L126 225H123V228L121 227L122 226V224H120V220L118 221L119 222V224H118V222L117 221H115L114 220V218L113 219H111V217H110V219L111 220H114V222L113 221H111L110 219H108L107 218V220H110V221H107V223H110V224H105L106 226L104 227L105 229L107 228V230L108 231H106L105 229H104V231H106L105 233H104V231L103 232H100V230H98L100 233H103L102 234V236H101V234H99V232L98 231H96L97 230V225L98 224H100V221H101V225L102 224H104V223H102L103 221V219H99V218H97V220L95 219V217H96V215H94ZM127 213V212H126ZM140 213V212H139ZM138 213V214H139ZM151 213V212H150ZM171 213V212H170ZM183 213H185L184 214V216L182 215V218L180 217V220H173L172 221V224H173V229L174 230H176V229H178V230H180V237H182V244H184L185 242H188L187 241V236H190V235H197V233H198V231H197V229H196V227H199L198 226V224L201 226L202 224L204 225L205 224V222H203L202 220H199L198 218H196V217H194V220H192V223L191 224H193L194 225V228L193 229H191V228H189L188 227V225H189V218L187 217V216H185L187 213H189L188 212V210H187V213H186V211L184 210L183 211ZM252 213V212H251ZM53 214H54V212H53ZM56 214H59V213H56ZM79 214V213H78ZM111 214V213H110ZM125 214V213H124ZM173 214H175L174 212H173ZM176 214H177V212H176ZM261 214V213H260ZM21 215V214H20ZM67 215V214H66ZM66 215H64V216H66ZM145 215H147L146 213H145ZM195 215V214H194ZM202 215V214H201ZM205 215V214H204ZM239 215V214H238ZM248 215V214H247ZM101 216V215H100ZM120 216V215H119ZM171 216V215H170ZM172 216H174V215H172ZM193 216V215H192ZM196 216V215H195ZM210 216V215H209ZM242 216V215H241ZM146 217V216H145ZM151 217V216H150ZM237 217H239V216H237ZM237 217H235V218H237ZM257 217V216H256ZM25 218V217H24ZM59 218V217H58ZM86 218V217H85ZM127 218V217H126ZM139 218V217H138ZM142 218V217H141ZM144 218V217H143ZM160 218V217H159ZM159 218H158V220H159ZM201 218V217H200ZM28 220H29V218H27ZM53 219V218H52ZM80 219H81V217H80ZM154 219V218H153ZM189 219V220H188ZM259 219V218H258ZM261 219V218H260ZM155 220V219H154ZM204 220V219H203ZM206 220V219H205ZM226 221L227 222V224L226 223H224V222H219V221ZM62 221V220H61ZM68 221V220H67ZM104 221H106V220H104ZM208 221V220H207ZM211 221V220H210ZM213 221V222H214ZM234 221V220H233ZM255 221H257V220H255ZM36 222V221H35ZM44 222V221H43ZM53 222V221H52ZM68 222H73V221H68ZM113 222V223H112ZM115 222L117 223V225L119 226V227H117V228H119V229H121V231L120 230H118L117 228H116V226L114 225L115 224ZM195 222V223H194ZM237 222V221H236ZM252 222H254V220L252 221ZM264 223V220H262V221H258L257 223ZM49 223V222H48ZM148 223V222H147ZM36 224H38V223H36ZM43 224V223H42ZM57 224H59V223H57ZM162 224V223H161ZM241 224V223H240ZM49 225V224H48ZM63 225V224H62ZM100 225V226H101ZM113 225H114V227H113ZM208 225H211L210 224V222L208 221V223L206 222V225H204L205 226V229H206V227L208 226ZM242 225V224H241ZM259 225V224H258ZM264 224H261V225H259V226H256L252 231H251V229H249L251 232H249V233H251L250 235H249V233H248V236L250 237L249 238V241H248V244H249V247H250V252H251V255H252V257L253 258H255V259H257V262H259L258 260H260V259H262V258H264V248L262 249V242H264V240L262 241L261 239H259V237L261 236V234H259V233H262L263 231L261 230V228L263 229L264 228V226H263ZM38 226V225H37ZM64 226V225H63ZM66 226V225H65ZM124 226H125V228H124ZM81 227V226H80ZM102 227V226H101ZM100 227V228H101ZM162 227V226H161ZM164 227V226H163ZM180 227H181V229H180ZM252 227V226H251ZM260 227V228H259ZM99 228V229H100ZM103 228V227H102ZM144 228H145V230H144ZM209 228V226L207 227V229ZM250 228V227H249ZM259 228V229H258ZM6 227L4 228V225L2 224V222H1V220H0V230L4 233L3 235L4 236H7V238L5 237V240H10L11 238H10V235H9V237H8V235H7V232H6ZM78 229H79V227H78ZM151 229V228H150ZM162 229H164V228H162ZM257 229H258V231H257ZM82 230V229H81ZM116 230H118V231H116ZM159 230H161V228L159 229ZM213 230V229H212ZM64 231H65V229H64ZM205 231V230H204ZM224 231V232H223ZM228 231V230H227ZM261 231V232H260ZM56 232H58V233H56ZM207 232V231H206ZM226 233V234H225ZM237 233V232H236ZM9 234V233H8ZM31 234V233H30ZM56 234H58L57 235V237L55 236ZM63 234H65V233H63ZM62 235V234H61ZM60 235V237H63V236H61ZM65 235H67V234H65ZM211 235V234H210ZM264 235V234H263ZM105 236H106V239H107V241H105V246H100L98 243L100 242V240L101 241H103L102 240V238H104L105 239ZM148 236H150V235H148ZM212 236V235H211ZM237 236V235H236ZM12 237V236H11ZM209 237V236H208ZM241 237V236H240ZM1 238V237H0ZM3 238V237H2ZM2 238H1V240L0 241H3L2 240ZM18 238V237H17ZM56 238V239H55ZM190 238H191V236H190ZM192 238H194V236L192 237ZM239 237H237V239H238ZM261 238V237H260ZM45 239V238H44ZM210 239V238H209ZM241 239V238H240ZM264 239V238H263ZM60 240V239H59ZM172 240V239H171ZM148 241V240H147ZM166 241V240H165ZM236 241V240H235ZM262 241V242H261ZM9 242H11V241H9ZM73 242V244L74 243H77L78 244V246H73V244H71ZM149 242V241H148ZM3 243H4V241H3ZM103 243H104V241H103ZM151 243V242H150ZM5 244V243H4ZM68 244V243H67ZM152 244V243H151ZM157 244V243H156ZM181 244V245H182ZM38 245L39 246H41L42 248L44 247V250H42V248H41V250L43 251V255L44 256H39V254H38V249H37V247H38ZM65 245H66V243H65ZM64 245V246H65ZM104 245V244H103ZM154 245H155V243H154ZM187 245V244H186ZM6 246V245H5ZM7 246H9V245H7ZM68 246V245H67ZM107 246H108V249H107ZM152 246V245H151ZM3 247V246H2ZM10 247V246H9ZM15 248H16V246H14ZM66 247V246H65ZM76 247H77V251H79L78 253L76 252ZM205 247V246H204ZM52 248L53 247H51L50 249L52 250ZM58 249V246L56 245V247L54 246V250L55 249ZM68 248V249H69ZM74 248V249H73ZM103 248V249H102ZM106 248V249H105ZM138 248V247H137ZM202 248V247H201ZM4 249V247L2 248V250ZM177 249V248H176ZM211 249V248H210ZM50 250V251H51ZM61 250V249H60ZM142 250V249H141ZM4 251V250H3ZM2 251V252H3ZM160 252L161 251H163L162 249H160L159 250ZM13 252V251H12ZM28 252V253H29ZM164 252H166V251H164ZM205 252V251H204ZM51 253H53L52 255H51ZM68 253H70V252H68ZM41 254V253H40ZM8 255V254H7ZM11 255H13L14 256V254H12L11 253V251H10V254L8 255L9 257H8V261L10 260L11 262H12V259L15 257H13V258H10V256ZM21 256H22V254H20ZM30 255V254H29ZM31 255H30V257H31ZM164 255V254H163ZM141 256V255H140ZM165 256H166V254H165ZM214 256V255H213ZM20 257V256H19ZM23 257H24V255H23ZM44 257V258H43ZM142 257V256H141ZM140 257V258H141ZM168 257V256H167ZM26 258V257H25ZM92 258V259H93ZM171 258V257H170ZM182 258H183V256H182ZM182 258H180V261L181 262H183L184 261V259H182ZM15 259V258H14ZM13 259V260H14ZM19 259V258H18ZM149 259V258H148ZM28 260V259H27ZM27 260H23L24 262L23 263H21V264H29L28 263V261ZM55 260H57V258L55 259ZM71 260H70V263H72L71 262ZM85 260V261H86ZM95 260H92L93 262L95 261ZM138 260H140V259H138ZM157 260V259H156ZM170 260V259H169ZM264 260V259H263ZM20 261V260H19ZM18 261V262H19ZM101 261V262H100ZM118 261V260H117ZM116 261V262H117ZM118 261V262H119ZM11 262H8V263H10L11 264ZM21 262V261H20ZM75 262H77L78 263V259H76V261ZM75 262H73V264L75 263ZM84 262V261H83ZM86 262H88V261H86ZM170 262H172V263H175L174 262V260L172 261V258H171V260H170ZM169 262V263H170ZM143 263V262H142ZM153 263V262H152ZM169 263H167V264H169ZM172 263H170V264H172ZM56 264H57V262H56ZM69 264V263H68ZM80 264H82L81 263V261H80ZM87 264H89V263H87ZM103 264H105V263H103ZM118 264V263H117ZM122 264V263H121Z\"/></svg>",
	"mask_w": 264,
	"mask_h": 264
},
{
	"label": "crops",
	"instance_id": "0c3cea01",
	"mask_svg": "<svg viewBox=\"0 0 264 264\" xmlns=\"http://www.w3.org/2000/svg\"><path fill=\"white\" fill-rule=\"evenodd\" d=\"M81 1L82 0H0V46L12 40L13 38L19 36L20 34L25 33L26 31H29L41 25L42 23L53 19L54 17H57L58 15H60L61 13H63L64 11H66L67 9L71 8L72 6L76 5ZM110 1L112 0H109L108 2ZM65 18H67V16L60 19V21ZM20 43L16 46H20L24 42H22L21 44ZM8 51L11 50L9 49ZM0 55H5V53L1 52ZM68 56L71 65L72 56L70 55L69 51H68ZM75 74L79 78L78 74L77 73ZM85 75H92V74L89 73ZM105 89L97 88V90L95 91L100 92V91H105ZM85 91L86 93L89 92V90L88 91L85 90ZM92 103L94 104L95 102ZM147 122L148 123H146L144 127L152 123V121L149 120ZM111 124L112 123L108 124L110 128L112 127ZM139 132L140 131H138L136 134H138ZM121 140L123 141V144H126L134 140V137L131 134H127V136H125Z\"/></svg>",
	"mask_w": 264,
	"mask_h": 264
},
{
	"label": "built area",
	"instance_id": "2783aa9c",
	"mask_svg": "<svg viewBox=\"0 0 264 264\" xmlns=\"http://www.w3.org/2000/svg\"><path fill=\"white\" fill-rule=\"evenodd\" d=\"M199 5H201V4H199ZM194 10H195V8L192 7V8L189 9L190 12H188L186 15H184V18H183L182 22H183V25H184L186 28L189 27V19H190L189 14H193ZM26 35H27L26 32H25V33H22V34H20L19 36L13 38L12 40L6 42V43L3 44L2 46H0V52L3 51L4 49L8 48L9 46H11V45H13V44L19 42V41L22 40Z\"/></svg>",
	"mask_w": 264,
	"mask_h": 264
},
{
	"label": "water",
	"instance_id": "95a60500",
	"mask_svg": "<svg viewBox=\"0 0 264 264\" xmlns=\"http://www.w3.org/2000/svg\"><path fill=\"white\" fill-rule=\"evenodd\" d=\"M89 1H91V0H87V1H85L84 3H82L81 5H83V4H85L86 2H89ZM81 5H79V6H81ZM79 6H76V7L72 8V9L68 10L66 13H64V14L60 15L59 17H61V16H64L65 14H67V13L71 12L72 10H74V9L78 8ZM59 17H58V18H59ZM36 28H38V26H37V27H35V28H33V29H36ZM33 29H31V30H33Z\"/></svg>",
	"mask_w": 264,
	"mask_h": 264
}]
</instances>
